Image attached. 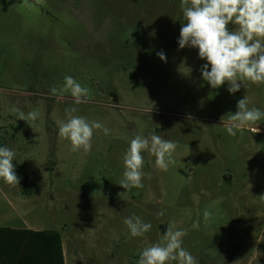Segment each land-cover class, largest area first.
<instances>
[{"label":"rangeland","instance_id":"1","mask_svg":"<svg viewBox=\"0 0 264 264\" xmlns=\"http://www.w3.org/2000/svg\"><path fill=\"white\" fill-rule=\"evenodd\" d=\"M184 23L180 0H0V146L20 178L0 180V227L59 231L74 264H137L173 224L198 264H264V119L236 136L222 121L245 95L264 111V84L211 88L198 49L179 47ZM66 75L86 102L61 92ZM71 108L110 129L88 153L58 135ZM137 132L174 141L175 163L160 170L144 152L143 187L126 190ZM133 215L151 223L145 236L131 237Z\"/></svg>","mask_w":264,"mask_h":264},{"label":"clouds","instance_id":"2","mask_svg":"<svg viewBox=\"0 0 264 264\" xmlns=\"http://www.w3.org/2000/svg\"><path fill=\"white\" fill-rule=\"evenodd\" d=\"M180 9L186 23L180 28L179 47L198 49L199 58L207 61L201 69L202 78L211 88L217 89L227 83L228 91L236 93L247 84H264V0H180ZM229 24L235 25V30L230 31ZM157 55L166 61L162 51ZM61 92H69L76 104L86 102L89 96V89L70 75L64 77ZM51 93L55 95L57 89L52 88ZM65 111L67 120L59 122L58 135L69 141L70 151L90 152L96 130H102L104 135L110 134V129L102 123L73 115L76 108ZM39 115L37 110L27 115L21 112L20 119L35 121ZM262 119L264 111L255 106L250 108L246 95L237 102L234 114L229 113L227 120L222 117L223 127L230 136H236L237 132L242 133L245 129L258 134L261 129L257 122ZM176 148L174 141L155 133L149 137L138 132L133 134L122 157L124 171L119 185L126 190L142 188L145 175L143 153L154 156L155 166L167 171L175 163L173 154ZM15 158L13 150L0 146V180L13 186L19 185L20 180L13 163ZM163 214V211L157 213L158 216ZM204 216L207 219L209 213L206 211ZM123 223L131 237H143L152 228L151 223L136 215L125 218ZM185 235L184 230H176L173 224H169L159 242L142 249L137 264H198V260L182 247Z\"/></svg>","mask_w":264,"mask_h":264},{"label":"trees","instance_id":"3","mask_svg":"<svg viewBox=\"0 0 264 264\" xmlns=\"http://www.w3.org/2000/svg\"><path fill=\"white\" fill-rule=\"evenodd\" d=\"M0 264H65L62 235L0 227Z\"/></svg>","mask_w":264,"mask_h":264},{"label":"crops","instance_id":"4","mask_svg":"<svg viewBox=\"0 0 264 264\" xmlns=\"http://www.w3.org/2000/svg\"><path fill=\"white\" fill-rule=\"evenodd\" d=\"M7 228H11V229H15V230L27 229V230H33V231H44L45 230V229L43 230V229L33 228V227L27 226L25 224L23 226H21V227H7ZM45 231H51V230H45ZM62 248H63L64 263L65 264H74V263H72L73 260L72 259L70 260L67 257L66 249H65V246H64V243H63V238H62Z\"/></svg>","mask_w":264,"mask_h":264}]
</instances>
